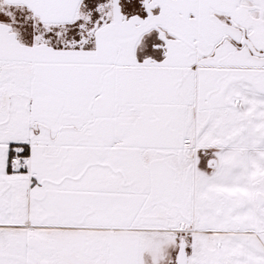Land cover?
Listing matches in <instances>:
<instances>
[{
  "label": "snow or ice",
  "instance_id": "obj_1",
  "mask_svg": "<svg viewBox=\"0 0 264 264\" xmlns=\"http://www.w3.org/2000/svg\"><path fill=\"white\" fill-rule=\"evenodd\" d=\"M0 264H264V0H0Z\"/></svg>",
  "mask_w": 264,
  "mask_h": 264
}]
</instances>
